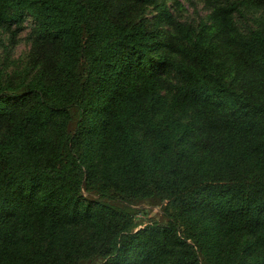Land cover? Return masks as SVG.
Here are the masks:
<instances>
[{
	"label": "trees",
	"instance_id": "16d2710c",
	"mask_svg": "<svg viewBox=\"0 0 264 264\" xmlns=\"http://www.w3.org/2000/svg\"><path fill=\"white\" fill-rule=\"evenodd\" d=\"M204 1L0 0V264H264V0Z\"/></svg>",
	"mask_w": 264,
	"mask_h": 264
},
{
	"label": "rangeland",
	"instance_id": "374dc122",
	"mask_svg": "<svg viewBox=\"0 0 264 264\" xmlns=\"http://www.w3.org/2000/svg\"><path fill=\"white\" fill-rule=\"evenodd\" d=\"M180 5H174L173 11L175 16L180 20L186 22H193L195 24L200 21H207L210 11L206 7L204 0H177ZM173 5V2H169ZM259 15H249V24L255 25L256 19ZM30 23L26 24V29L21 32L16 40L14 46H9L8 62L11 67L16 65H23L27 62L29 52L31 50V41L29 39ZM3 41L9 45L8 37L4 36ZM1 52L4 54V48ZM135 222L138 224V230L143 229L147 225L155 221L164 223L163 208L158 203L144 202L134 207Z\"/></svg>",
	"mask_w": 264,
	"mask_h": 264
}]
</instances>
